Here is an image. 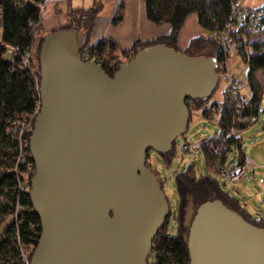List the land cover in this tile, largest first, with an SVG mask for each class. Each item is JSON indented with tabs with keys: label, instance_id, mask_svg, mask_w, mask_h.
Listing matches in <instances>:
<instances>
[{
	"label": "water",
	"instance_id": "water-1",
	"mask_svg": "<svg viewBox=\"0 0 264 264\" xmlns=\"http://www.w3.org/2000/svg\"><path fill=\"white\" fill-rule=\"evenodd\" d=\"M82 35L49 31L39 50V111L28 141L40 235L30 264H147L169 215L147 154L166 153L187 101L213 94L216 59L143 48L109 76L80 56ZM189 264H264V228L218 200L188 229Z\"/></svg>",
	"mask_w": 264,
	"mask_h": 264
},
{
	"label": "trees",
	"instance_id": "trees-1",
	"mask_svg": "<svg viewBox=\"0 0 264 264\" xmlns=\"http://www.w3.org/2000/svg\"><path fill=\"white\" fill-rule=\"evenodd\" d=\"M43 1L0 0V264L22 263L18 242L28 251L31 259L40 235L39 219L32 209L29 198L34 165L28 157L26 162L31 166L29 176L27 180L22 178L20 181L27 191L18 196L13 168L16 164L19 142L9 135L11 124L29 119L39 99L29 70L22 68L16 59L11 60L5 55L3 45H15L22 50H31L32 68L39 75L40 45L43 37L49 32L44 29L41 22L39 6ZM65 1L67 22L59 28L72 29L80 33L82 35L80 56L83 57L85 52H89L90 60L100 63L101 68L109 76L118 69L121 55L128 56L130 60L139 50L155 45L181 50L184 55L190 57L201 55L205 51L207 52L205 56L216 59L220 75L226 71L227 54L223 52L222 45L226 24L231 20L230 7L234 0H141L146 19L155 25H168L169 31L153 39H138L128 51L120 50L106 39L91 41L95 20L103 7L102 0H92L87 7H72L70 0ZM261 9L264 13V4ZM189 14L196 16L198 24L207 35L201 34L192 38L185 48L180 49L177 46L178 35ZM122 15L123 6L119 2L111 19L112 24L118 23ZM236 53L246 65V81L250 89L249 94L245 95L246 102L243 106H236L225 90L219 102L212 101L210 95L189 99L187 103L189 122L193 112H196L201 118L216 126L208 135L209 142L216 147V152H212L208 145L204 146L201 152L206 172L198 175L193 163H189L180 171L172 169L171 162L177 152V146L180 149L176 140L166 153H157L167 172L173 175L177 204L175 211L170 210L164 225L153 238L147 264H189L187 236L190 219H186L189 206L195 213L202 203L218 200L239 213L245 220L264 228V216H253L241 200L222 189V183L218 179L220 169H229L243 162L244 153L238 132L256 121L262 111L260 110L262 87L256 81L255 73L259 69H264V29H259L255 37L248 36L242 42L240 51ZM239 83L235 81L234 89L237 96L240 94ZM240 116L245 117V120L241 121ZM32 127L33 124L22 138L23 151L26 154L29 153L28 141ZM182 136L184 137L185 133ZM149 154L150 152L147 154L145 164L154 173L163 189L161 173L151 165ZM18 170H24V166H19ZM17 197L21 209L17 222H14L11 217ZM3 198L5 201H2Z\"/></svg>",
	"mask_w": 264,
	"mask_h": 264
},
{
	"label": "rangeland",
	"instance_id": "rangeland-1",
	"mask_svg": "<svg viewBox=\"0 0 264 264\" xmlns=\"http://www.w3.org/2000/svg\"><path fill=\"white\" fill-rule=\"evenodd\" d=\"M103 1L104 9L106 11L105 3L108 0ZM235 1H238L240 4L244 5V3L239 0H234V2ZM262 6L247 7L261 9ZM202 34L207 35V32L202 30ZM226 54V72L221 73V75L219 74L220 81L218 82L217 88L215 89L211 97V100L215 102H219L222 100L223 90H225L229 83V77H233L236 81L240 82L239 91L241 94L247 95L250 92L249 86L246 81L247 68L241 57L236 53V51L233 50H230ZM201 55H207V52L204 51ZM234 79L232 81H234ZM255 79L262 87L260 103V110L262 111L259 113L256 121L251 123L244 130L238 132V135L241 138L242 152L255 161V167L253 168L255 172L254 174H252L251 172L246 173V178H249L251 180L247 185V189L242 188L241 185L238 184V182L234 184L228 182L224 183L223 177L221 175H218V179L222 183V189L238 197L243 203L244 207H247V209L251 213H255V209L264 210V181L263 183H260L258 181V178L264 179V69H259L255 73ZM215 129L216 126L213 123L201 121L199 116H197V113L193 112L192 118L185 132V136H178L176 138V142L182 143L183 138H185L189 142H193L199 139L202 135L211 134ZM149 157V161L153 167H157L158 164L162 165L163 169L160 171V173L164 185L163 190L169 203V212L170 210L174 212L177 204V194L173 181V175L171 172H167L162 159L157 153L152 151L149 154ZM189 163L194 164L198 175L206 172V164L201 153L183 152L177 146V152L171 162L172 169L177 171L183 170ZM193 214V208L189 206L186 219L191 220ZM173 225L174 224L172 223V226Z\"/></svg>",
	"mask_w": 264,
	"mask_h": 264
},
{
	"label": "built area",
	"instance_id": "built-area-1",
	"mask_svg": "<svg viewBox=\"0 0 264 264\" xmlns=\"http://www.w3.org/2000/svg\"><path fill=\"white\" fill-rule=\"evenodd\" d=\"M52 0H44L42 4H40V12L43 11L45 5ZM230 18L231 20L226 24V31L224 32V40L222 49L223 52L227 53L230 50L233 51H240L241 44L244 42L248 36L255 37L258 35L259 29H264V13L262 9L259 8H248L247 6H244L240 4L238 1H235L231 4L230 7ZM5 55H7L11 60L16 59L19 61V65L29 70V73L34 81L35 84V91L38 95L39 90V82L40 77L35 73V71L32 68V51L31 50H22L19 46L15 45H3ZM84 61H91V57L89 52H85L83 54V57H81ZM129 58L128 56H120V63L122 62H128ZM100 65V63H98ZM226 68V67H225ZM226 72V71H225ZM229 77V83L227 87L225 88L226 93H228L229 97H231V100L235 102L236 106H243V104L246 102V96L243 94H238V96L235 94L237 92L235 88V79ZM39 99V98H38ZM40 102H37V105L33 111L32 116L29 119L25 120H19L15 121L11 124L9 135L16 139L19 142L18 146V154L16 157V164L13 168L16 183L15 188L17 189L18 196L19 194H22V192H26L25 186L22 184V178L24 180H27L29 176V170L31 169L30 164L26 162V159L30 157V154H26L23 151L24 141H23V135L25 131L34 123V119L39 111ZM199 116L201 121L206 122V119L201 118ZM240 120L244 121L245 117L240 116ZM235 132L233 131L232 134ZM208 145L209 149L212 152H216V147L213 143L209 142L208 135H202L199 139L189 142L185 138H183V142L179 143V147L181 151L184 152H197L201 153L203 150V147ZM24 166V170L19 171V166ZM255 167V161L249 157L248 155L244 154L243 162L241 164H237L231 168H222L220 169V175L223 177V182L228 183H237L242 178H245L247 175V172L253 173ZM157 171H161L162 165L158 164L157 167H155ZM258 181L260 183H263L264 179L258 178ZM2 201H5V198L2 199ZM13 215L11 217V220L14 222H17V219L19 217L20 213V206H19V198L15 200V203L13 205ZM18 248L20 250V256L22 263L21 264H30V258L28 255V251H26L21 244L18 242ZM178 264V263H174Z\"/></svg>",
	"mask_w": 264,
	"mask_h": 264
},
{
	"label": "crops",
	"instance_id": "crops-1",
	"mask_svg": "<svg viewBox=\"0 0 264 264\" xmlns=\"http://www.w3.org/2000/svg\"><path fill=\"white\" fill-rule=\"evenodd\" d=\"M239 1L243 2L246 6L253 7H260L264 4V0ZM91 2L92 0H70V5L72 7H87ZM119 2L123 6L122 19L118 23L112 24L111 19ZM102 3L103 7L95 20L91 41L106 39L113 42L120 50L128 51L138 39H153L169 31L168 25H155L146 19L141 0H108L105 3L106 11L104 9L103 0ZM66 8L67 2L65 0L49 1L41 12V22L44 29L50 31L63 26L67 22ZM201 34L202 29L198 24L196 16L194 14H189L185 18L178 35L177 46L183 49L192 38ZM254 172L255 171H253L252 174H254ZM250 181L249 178L245 177L239 181L238 184L241 185L242 188L247 189V185ZM245 208L247 209V207ZM255 210L256 212L252 213L253 216H264V210Z\"/></svg>",
	"mask_w": 264,
	"mask_h": 264
},
{
	"label": "flooded vegetation",
	"instance_id": "flooded-vegetation-1",
	"mask_svg": "<svg viewBox=\"0 0 264 264\" xmlns=\"http://www.w3.org/2000/svg\"><path fill=\"white\" fill-rule=\"evenodd\" d=\"M152 151H150V153H151ZM194 216V215H193ZM193 216H192V218H193ZM192 218H191V220H190V222H189V226H190V223H191V221H192Z\"/></svg>",
	"mask_w": 264,
	"mask_h": 264
}]
</instances>
